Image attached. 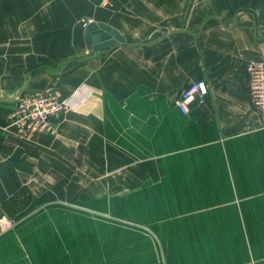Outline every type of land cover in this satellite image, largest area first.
<instances>
[{"label":"crops","instance_id":"1","mask_svg":"<svg viewBox=\"0 0 264 264\" xmlns=\"http://www.w3.org/2000/svg\"><path fill=\"white\" fill-rule=\"evenodd\" d=\"M83 20L124 40L91 49ZM249 61L264 62V0H0V216L18 221L0 264H264ZM51 85L74 107L20 140L19 95Z\"/></svg>","mask_w":264,"mask_h":264},{"label":"built area","instance_id":"2","mask_svg":"<svg viewBox=\"0 0 264 264\" xmlns=\"http://www.w3.org/2000/svg\"><path fill=\"white\" fill-rule=\"evenodd\" d=\"M86 26L88 21L83 20ZM250 103L260 115L264 125V62L249 61L246 66ZM208 92L204 81L193 83L177 101L185 113L189 104L197 96ZM74 97H63L56 85L41 90L24 91L19 95L14 109L9 115L13 133L22 141L37 143L43 134H56L53 119L74 107ZM17 218L7 214L0 216V234L17 224Z\"/></svg>","mask_w":264,"mask_h":264},{"label":"water","instance_id":"3","mask_svg":"<svg viewBox=\"0 0 264 264\" xmlns=\"http://www.w3.org/2000/svg\"><path fill=\"white\" fill-rule=\"evenodd\" d=\"M85 33L88 47L94 50L111 46L124 40L123 36L117 30L103 23L88 24ZM45 60V57L30 55L27 58V64L28 66H32L37 62H43Z\"/></svg>","mask_w":264,"mask_h":264},{"label":"trees","instance_id":"4","mask_svg":"<svg viewBox=\"0 0 264 264\" xmlns=\"http://www.w3.org/2000/svg\"><path fill=\"white\" fill-rule=\"evenodd\" d=\"M20 195L19 196V200L21 202H26V200L28 199V197L30 196V192L26 189V188H21V190L19 191Z\"/></svg>","mask_w":264,"mask_h":264}]
</instances>
